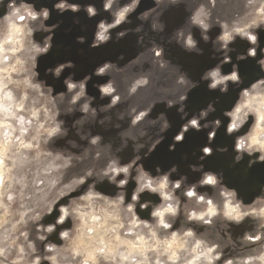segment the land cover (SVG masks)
Returning a JSON list of instances; mask_svg holds the SVG:
<instances>
[{"label": "rangeland", "instance_id": "obj_1", "mask_svg": "<svg viewBox=\"0 0 264 264\" xmlns=\"http://www.w3.org/2000/svg\"><path fill=\"white\" fill-rule=\"evenodd\" d=\"M55 1L0 0V264H264V0Z\"/></svg>", "mask_w": 264, "mask_h": 264}, {"label": "clouds", "instance_id": "obj_2", "mask_svg": "<svg viewBox=\"0 0 264 264\" xmlns=\"http://www.w3.org/2000/svg\"><path fill=\"white\" fill-rule=\"evenodd\" d=\"M60 6L63 7V5H60ZM44 16H45V18H47V16H48L47 11L44 12ZM251 39H252V40H255V37H251ZM188 45H189V46L193 45V41H192L191 37H189V39H188ZM253 54H254V53H253ZM52 71H53L54 75L58 78L60 72L62 71V67H57L56 69H54V70H52ZM102 71H103V69H101V72H102ZM210 75H211L212 77H216V76L219 75V72H218V70H217V71H213L212 73H210ZM229 79L232 80V81H237L238 76H237L235 73H233L231 76H224V77H221L219 80H215L213 83H211V84L209 85V87H210L211 89H215L218 85H220V84H225V82H226L227 80H229ZM72 87H74V85H72ZM101 91L104 92V93H107V92L110 91V89H109V88H102ZM221 91H222V92H223V91H227L226 84H225V87H223V88L221 89ZM191 124H192L193 126H195V125L197 124V121L193 120V121H191ZM237 127H238V125L235 124V123H233L232 126L229 127V128L227 129V131H228L229 133H231V132H232L234 129H236ZM186 130H187V129H185V131H186ZM93 143H95V140L93 141ZM239 146H240V145H238V147H239ZM127 171H128L127 168H121V169H119V172H125V173H126ZM115 179H116L115 175L109 177L110 182H114ZM120 183L123 184V183H126V181H120ZM177 186H178V185H177ZM140 191H143V188H141ZM153 191H154V189H153ZM188 195L191 196L192 193L189 192ZM59 211L62 213V215L59 216V217H57L56 223H57V224H62V223H64V220L67 218L68 213H67V210H66V209H59ZM167 211H171V209L169 208V209H167ZM154 215L162 216L163 213H161V212H157V213H154ZM53 230H54V227H53V226H49V227L47 228V231H49V232H51V231H53ZM63 235L66 236V235H67V231H65V232L63 233ZM217 258H218V257H217Z\"/></svg>", "mask_w": 264, "mask_h": 264}, {"label": "crops", "instance_id": "obj_3", "mask_svg": "<svg viewBox=\"0 0 264 264\" xmlns=\"http://www.w3.org/2000/svg\"><path fill=\"white\" fill-rule=\"evenodd\" d=\"M38 1L41 2V3H46L47 6H49V4L53 5L56 2L55 0H53V1H51V0H38ZM38 1L36 0L35 2H38Z\"/></svg>", "mask_w": 264, "mask_h": 264}, {"label": "water", "instance_id": "obj_4", "mask_svg": "<svg viewBox=\"0 0 264 264\" xmlns=\"http://www.w3.org/2000/svg\"><path fill=\"white\" fill-rule=\"evenodd\" d=\"M28 1L33 2V1H36V0H28ZM147 4H148V1H147V3H146V2L141 3V5H140V9H142L144 5L147 6Z\"/></svg>", "mask_w": 264, "mask_h": 264}, {"label": "flooded vegetation", "instance_id": "obj_5", "mask_svg": "<svg viewBox=\"0 0 264 264\" xmlns=\"http://www.w3.org/2000/svg\"><path fill=\"white\" fill-rule=\"evenodd\" d=\"M264 171V170H263ZM263 178H264V175H263Z\"/></svg>", "mask_w": 264, "mask_h": 264}, {"label": "bare ground", "instance_id": "obj_6", "mask_svg": "<svg viewBox=\"0 0 264 264\" xmlns=\"http://www.w3.org/2000/svg\"><path fill=\"white\" fill-rule=\"evenodd\" d=\"M2 184V183H1Z\"/></svg>", "mask_w": 264, "mask_h": 264}]
</instances>
